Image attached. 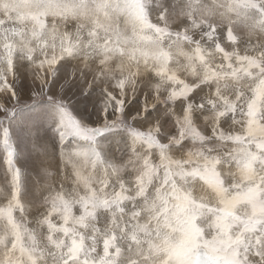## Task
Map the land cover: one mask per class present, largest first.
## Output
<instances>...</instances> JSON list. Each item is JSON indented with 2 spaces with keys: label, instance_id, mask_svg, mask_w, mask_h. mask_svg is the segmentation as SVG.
Here are the masks:
<instances>
[{
  "label": "snow or ice",
  "instance_id": "6c2138e0",
  "mask_svg": "<svg viewBox=\"0 0 264 264\" xmlns=\"http://www.w3.org/2000/svg\"><path fill=\"white\" fill-rule=\"evenodd\" d=\"M0 264H264V0H0Z\"/></svg>",
  "mask_w": 264,
  "mask_h": 264
},
{
  "label": "rangeland",
  "instance_id": "374dc122",
  "mask_svg": "<svg viewBox=\"0 0 264 264\" xmlns=\"http://www.w3.org/2000/svg\"><path fill=\"white\" fill-rule=\"evenodd\" d=\"M0 115H2V114H0ZM0 150H2V149H0Z\"/></svg>",
  "mask_w": 264,
  "mask_h": 264
}]
</instances>
